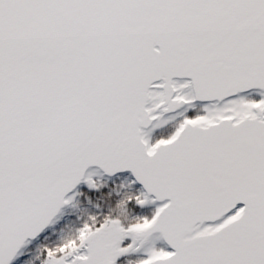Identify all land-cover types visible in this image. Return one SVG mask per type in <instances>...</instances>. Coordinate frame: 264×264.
Returning a JSON list of instances; mask_svg holds the SVG:
<instances>
[{"label":"snow or ice","instance_id":"6c2138e0","mask_svg":"<svg viewBox=\"0 0 264 264\" xmlns=\"http://www.w3.org/2000/svg\"><path fill=\"white\" fill-rule=\"evenodd\" d=\"M0 264H264V0H0Z\"/></svg>","mask_w":264,"mask_h":264}]
</instances>
